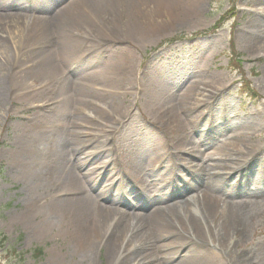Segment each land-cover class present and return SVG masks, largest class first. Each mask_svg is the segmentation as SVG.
I'll list each match as a JSON object with an SVG mask.
<instances>
[{"label":"rangeland","instance_id":"374dc122","mask_svg":"<svg viewBox=\"0 0 264 264\" xmlns=\"http://www.w3.org/2000/svg\"><path fill=\"white\" fill-rule=\"evenodd\" d=\"M37 3L12 0L25 6V19L0 20V63L8 64L0 78V264H84L66 220L42 226V217L27 216L32 202L50 215L44 207L77 188L88 189L94 207L119 195L111 225L119 209L142 216L150 200V207L164 196L163 205L183 203L181 214L206 216V264H264V0ZM66 43L77 52L61 53ZM177 103L185 119L173 124ZM71 138H79L78 156L65 151L70 144L60 150ZM78 158V186L60 182L57 171L72 170ZM205 195L240 218L212 219ZM131 227L145 228L141 219ZM218 228L222 248L207 232ZM153 242H132L149 264H177L186 251L162 242L159 252ZM123 255L106 257L101 247L90 261L120 264Z\"/></svg>","mask_w":264,"mask_h":264},{"label":"bare ground","instance_id":"6f19581e","mask_svg":"<svg viewBox=\"0 0 264 264\" xmlns=\"http://www.w3.org/2000/svg\"><path fill=\"white\" fill-rule=\"evenodd\" d=\"M12 0H0V20L4 21L5 19L15 18L18 20L25 19V17L22 16V9H25L24 5L16 4L14 6L8 4ZM35 1V0H34ZM39 0H36V5H39L37 3ZM108 0H98L100 4L107 3ZM112 5H115L116 2L119 0H111ZM27 2V1H26ZM110 3V2H109ZM48 5V4H47ZM85 10L89 13V15H92L89 9V5L86 4L84 6ZM115 8V7H114ZM114 8H112L111 12H113L114 15H116L117 12H115ZM94 15H98V10L93 11ZM60 14V13H58ZM113 18V16H112ZM51 17L44 18V21H51ZM64 17L61 16L58 19H54V21H51L50 29H56L55 27H58L59 24L63 21ZM82 22L85 20L82 19ZM98 21L106 27L109 23H106L101 18L98 19ZM97 21V22H98ZM62 32V30H61ZM68 29L64 31L63 34H67ZM62 33L60 34V36ZM61 47V53H67V52H77L75 44H67ZM10 67V64H9ZM8 68V64H1L0 63V78L5 77L4 76V70ZM122 69V68H121ZM129 68H124V71H127ZM98 96H105L103 93H97ZM207 97V96H205ZM204 97V98H205ZM210 100V99H209ZM208 100V101H209ZM203 102V101H202ZM186 109L180 104L177 103L175 106V115L172 117V122L174 120V123H177L178 121H182L185 118H182V115L185 116ZM160 114V112H159ZM160 115H158L159 118ZM160 119V118H159ZM172 124V125H173ZM170 125V126H172ZM168 126V128L170 127ZM73 136V135H72ZM79 138H71V140H67L66 142H63V146L60 148V150L64 149L67 145L70 144L67 150H72L74 154L80 155L81 150L77 148V141ZM29 150V146H27L26 151ZM190 151H193L191 149ZM189 151V152H190ZM29 153V152H28ZM87 157V156H86ZM85 157V158H86ZM109 157V156H108ZM107 156L105 157L108 158ZM76 160V159H75ZM82 159L78 158L75 165L71 168L72 170L67 171L63 170L61 173L57 171V179L60 182H65L67 184H76L78 186V171L82 167ZM81 162V163H80ZM110 167H113L115 165L113 158H110ZM77 166V167H76ZM95 176L91 178V181L96 180ZM43 181H45V187L48 188L51 184V180H49L46 175L43 176ZM110 181L113 179L112 176H109ZM215 177L210 179V183L208 182L206 184L207 189H211ZM121 180V179H120ZM93 185L92 182L87 181ZM115 182V180L113 181ZM117 182V180H116ZM118 186L122 185L123 181H119L118 179ZM95 185V183H94ZM92 188V187H91ZM77 192L74 191L73 198H62L61 199H53L51 203L47 204L46 207L51 211L50 215H42L36 213L37 210H34V203L29 207V212L27 216H29V220L34 222L33 219H39L38 217H42V226L47 225H53L57 222V219L66 220L68 222V225L71 227V234L73 236V240H77L78 243H80V246L82 251H84L83 260L84 264L92 263L90 259L94 258V252L97 251L99 248H103L106 251V257H108V254L111 251L123 252L125 255H123L119 260L118 263L120 264H126L128 260L127 257H135V260H139L136 264H149L146 263V257L145 255H142L140 253H136L137 249L132 246L133 240H141V239H148L150 241H154L155 249H157L159 252L162 251L164 247H174V250L180 251V249L186 247V251L182 255V259L177 264H206L211 263V259L208 256L209 255V249L208 247H203L204 242L208 241L205 239V228L204 221H206V216L202 217L201 219H204L201 221L198 220L195 213L191 211V209H187L188 215H183L180 213V208L182 206L178 203L171 204V205H163L168 197H162L160 200L155 203L154 206L150 207L149 204L153 203L154 201L150 200L145 204L144 206L140 207V210L146 211L147 214L140 216L139 214L135 213H127L126 211H122L123 209H119L118 213L120 215V218L117 220L116 224L111 225V220L113 217H117V209L112 208V205L114 203H117L120 201L119 195L116 196L113 199L108 198V196L105 195L103 197V204L101 206H92L93 201L92 198L89 196V194H86L88 192V189L86 192L81 189L77 188ZM93 189V188H92ZM95 190H92V192ZM215 189H212V191ZM76 195V196H75ZM121 195V194H120ZM101 197V196H100ZM213 198V197H209ZM207 195L203 197V200L207 202L206 206V214H209L211 218L219 217L221 222H225L227 219H235L240 218V215L238 211H235L233 208H231L228 203L225 201H221V199H216L215 197L213 200H210ZM37 199V198H36ZM92 201V202H91ZM191 204V202H188ZM187 203V204H188ZM186 204V206H187ZM188 204V205H189ZM128 207V205H125ZM139 209V208H138ZM136 209V210H138ZM220 211L221 213H219ZM129 212V211H128ZM112 217V218H110ZM141 219L143 225L145 226L144 232L139 229L137 230L135 227L132 228L133 221ZM109 220V221H108ZM60 221V220H59ZM108 221V222H107ZM126 222L125 225L123 223ZM235 225V224H234ZM232 226V225H231ZM222 231L223 227L221 226ZM175 230V233L173 232ZM139 231V232H137ZM202 232V235H204V239H202L198 233ZM211 237L214 239L212 240V243H216V245L219 248L223 247V244H225V235L221 233V229H215L208 230L207 231ZM178 234V235H177ZM180 234V235H179ZM194 240L192 243L191 241ZM216 239V240H215ZM168 241V242H166ZM162 242H165L164 247H158V245ZM207 245V244H205ZM227 246V244H226ZM98 247V248H97ZM197 248H203L201 251H196ZM196 249V250H195ZM125 250V252L123 251ZM200 259L198 260V258ZM150 258V256H149ZM205 260V261H202ZM135 263V262H133Z\"/></svg>","mask_w":264,"mask_h":264},{"label":"trees","instance_id":"16d2710c","mask_svg":"<svg viewBox=\"0 0 264 264\" xmlns=\"http://www.w3.org/2000/svg\"><path fill=\"white\" fill-rule=\"evenodd\" d=\"M175 40H176V39H174V41H175ZM174 41H172V42H174ZM5 241H6L5 237L2 236V238H1L2 246H3V244H4ZM4 246H5V244H4ZM4 252H6V250H4Z\"/></svg>","mask_w":264,"mask_h":264}]
</instances>
